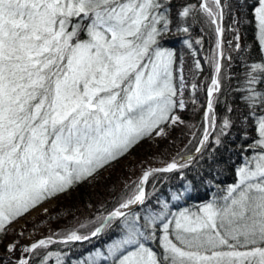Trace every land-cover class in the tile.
<instances>
[{
	"label": "snow or ice",
	"instance_id": "6c2138e0",
	"mask_svg": "<svg viewBox=\"0 0 264 264\" xmlns=\"http://www.w3.org/2000/svg\"><path fill=\"white\" fill-rule=\"evenodd\" d=\"M238 2L240 9L249 5V0ZM171 5L172 0H0V243L25 214L91 182L143 140L166 138L168 129L184 123L179 115L187 103L183 69L177 79L176 54L162 44L173 25ZM251 7L264 52V0H253ZM197 12L218 37L217 52L206 58L214 74L200 153L212 133L219 146L232 127L225 116L217 128L214 108L222 61L232 57L223 51L222 0L181 5L177 15L184 20ZM244 19L234 17L233 24ZM234 30V47L240 50L239 29ZM246 66L241 91L257 133L249 146L256 154L237 169L238 182L221 200L214 198L197 211L172 213L164 203L160 211L134 212L133 206L149 198V177L184 168L194 157L173 159L164 167L146 168L114 210L96 217L94 230L55 233L57 239L35 241L19 249L24 255L14 262L0 259V264H32L29 257L39 255L37 250L88 241L114 220L121 222L122 235L106 252L79 264H264V88L258 87L264 85V61ZM195 68L202 71L199 60ZM196 91L193 82V105ZM6 251L16 253L17 243ZM53 257L55 264H65L63 254L51 251L39 257V264Z\"/></svg>",
	"mask_w": 264,
	"mask_h": 264
},
{
	"label": "trees",
	"instance_id": "16d2710c",
	"mask_svg": "<svg viewBox=\"0 0 264 264\" xmlns=\"http://www.w3.org/2000/svg\"><path fill=\"white\" fill-rule=\"evenodd\" d=\"M200 2L201 0H172L173 25L171 31L163 38L162 44L176 54L177 79L180 74L179 69H183V77L186 81L184 98L187 103L186 108L179 113L184 121L183 124L168 129L166 138L143 140L128 154L143 158L151 168L164 166L173 159L195 151L205 129L207 89L214 74L213 67L206 58L217 52L218 37L214 25H211L202 13H194L184 20H180L177 15L181 5L193 3L198 7ZM252 2L253 0H249L248 7L240 9L238 0H222L225 4V15L221 22L224 29L223 51L226 57L231 56L232 59L222 61L221 88L215 94L217 99L214 108L217 128L223 118L228 116L232 121L231 129L227 135L221 137L219 146L214 143L215 133H212L201 152L192 156L194 159L188 166L172 172L155 173L154 176L149 177L145 185L149 198L143 206L134 208V212L145 215L148 210L160 211L162 204L167 203L169 211L176 213L185 209H198L200 205L214 198L221 200L227 194L228 187L238 182L237 169L245 163L246 158H250L255 153L249 146L254 144L257 133L254 121L249 116V108L243 99L246 93L241 91L245 87L249 71L246 65L264 61V52L260 50L256 39ZM241 16L245 18L244 22L234 25L233 18ZM178 26L187 27L189 31L187 33L179 31ZM237 28L240 35V50L234 47L236 44L234 37L237 35L234 29ZM186 40L192 44V48L187 46ZM197 40L201 43L197 44ZM196 60L200 61L202 71L196 70ZM193 82L197 84L194 95L197 101L195 105L191 103ZM258 87L264 88V85ZM229 106L231 112L227 110ZM260 114L262 113L257 109V115ZM116 164L117 162L108 168L105 177L98 176L91 182L80 183L68 192L55 197L56 204L52 210L29 222L24 231L40 228L41 238L50 235L57 238L55 233L67 232L70 229H79L82 234L94 230L99 226L96 217L106 216L114 210L121 195L128 194L131 191L129 186L133 181H138L142 175L143 162L133 164L130 168H118ZM82 224L86 227L81 228ZM120 235H122L121 222L114 220L111 226L97 237L88 241L73 242L68 246L60 243L51 244L48 249L37 250L39 255L34 254L29 258L32 264H39V257L46 252H60L64 255L65 264H75L79 259L98 249L104 250L107 244ZM7 238L8 235L3 237V242L0 243V259L10 258L5 248ZM152 247L160 251L158 244H153ZM49 264H55V257L49 261Z\"/></svg>",
	"mask_w": 264,
	"mask_h": 264
},
{
	"label": "rangeland",
	"instance_id": "374dc122",
	"mask_svg": "<svg viewBox=\"0 0 264 264\" xmlns=\"http://www.w3.org/2000/svg\"><path fill=\"white\" fill-rule=\"evenodd\" d=\"M255 154L256 153H254L253 155H255ZM253 155H251V157ZM140 162L144 163V165L142 167V174H143L144 170L146 168H149V166L146 164V162H144V159L141 158V157L136 158V157H134L132 155H127V156L123 157L122 159H120L117 162L116 166L118 168H130L133 164H138ZM107 174H108V168L103 170L99 174V176L100 177H105ZM55 204H56V199L55 198L54 199H50V200L44 202L43 204H41L40 206H38L37 208L33 209L29 213L25 214L23 217L19 218L16 222H14L10 226L11 227V231L8 233V238H7L6 242H5V248H7V246L9 244L13 243V242H16L17 243V247H18L19 245L24 243L26 240H30L31 242L38 241L41 238V236H40L41 235V229L40 228H37V229H34V230H29V231H24V228H26V226L28 225L29 222L35 221L36 219H38V217H40L42 215L48 214L52 210V208L55 206ZM200 206H202V205H200ZM45 209L47 210L46 212H45ZM188 210L195 211V210H198V209H195V210L194 209H188ZM182 211H184V210H182ZM179 212H181V211H177L176 213H179ZM20 233H23V235H20ZM107 246H108V244L105 246L104 250L98 249L95 252L86 255L84 258H81L77 262H75V264H79L80 261H85L86 262L87 258L90 255L94 256L97 251H105L106 252ZM7 254L13 260H16L17 257H21V256L24 255V254L18 253V252L14 253V254L7 252Z\"/></svg>",
	"mask_w": 264,
	"mask_h": 264
},
{
	"label": "water",
	"instance_id": "95a60500",
	"mask_svg": "<svg viewBox=\"0 0 264 264\" xmlns=\"http://www.w3.org/2000/svg\"><path fill=\"white\" fill-rule=\"evenodd\" d=\"M215 94H216V93H215ZM215 94H214V95H215ZM205 110H206V109H205ZM195 154H197V151H196V150L193 151L192 153L188 154V155H183V156H181V157L193 156V155H195ZM181 157H180V158H181ZM180 158H178L177 160H179ZM164 166H165V165H164ZM164 166H161V167H164ZM154 168H159V167H154ZM136 207H137V206H133V209L136 208ZM46 238H47V237H43V238H40V239H46ZM92 238H93V237H92ZM40 239H39V240H40ZM53 239H57V238H54V237H53Z\"/></svg>",
	"mask_w": 264,
	"mask_h": 264
},
{
	"label": "bare ground",
	"instance_id": "6f19581e",
	"mask_svg": "<svg viewBox=\"0 0 264 264\" xmlns=\"http://www.w3.org/2000/svg\"><path fill=\"white\" fill-rule=\"evenodd\" d=\"M33 242H31L30 240H26L24 243H22L21 245H19L17 247L18 249V253H22L21 251H19V249H22L24 246H30ZM23 254V253H22Z\"/></svg>",
	"mask_w": 264,
	"mask_h": 264
}]
</instances>
